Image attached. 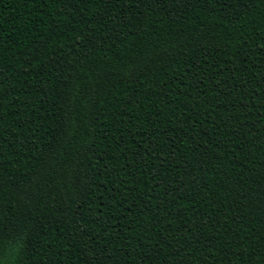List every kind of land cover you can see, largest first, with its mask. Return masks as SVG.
<instances>
[{
	"label": "trees",
	"instance_id": "16d2710c",
	"mask_svg": "<svg viewBox=\"0 0 264 264\" xmlns=\"http://www.w3.org/2000/svg\"><path fill=\"white\" fill-rule=\"evenodd\" d=\"M0 264H264V0H0Z\"/></svg>",
	"mask_w": 264,
	"mask_h": 264
}]
</instances>
